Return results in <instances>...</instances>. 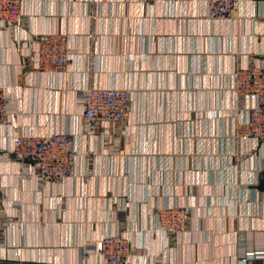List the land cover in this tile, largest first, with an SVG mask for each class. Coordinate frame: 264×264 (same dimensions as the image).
<instances>
[{
  "label": "crops",
  "instance_id": "1",
  "mask_svg": "<svg viewBox=\"0 0 264 264\" xmlns=\"http://www.w3.org/2000/svg\"><path fill=\"white\" fill-rule=\"evenodd\" d=\"M206 2L21 0V22L0 29V206L11 218L0 264H105L82 246L119 227L143 264H235L242 247H264V146L235 140L253 98L232 90L237 65L264 61V0H239L229 20L208 19ZM54 31L69 36L66 69L27 65L34 37ZM89 85L131 92L119 130L82 133ZM18 133L70 135L71 175L36 181L10 155ZM173 206L190 220L169 240L156 212Z\"/></svg>",
  "mask_w": 264,
  "mask_h": 264
},
{
  "label": "built area",
  "instance_id": "2",
  "mask_svg": "<svg viewBox=\"0 0 264 264\" xmlns=\"http://www.w3.org/2000/svg\"><path fill=\"white\" fill-rule=\"evenodd\" d=\"M239 0H207L205 16L212 20L231 19ZM21 0H0V29H7L21 22ZM35 48L27 55V65L39 71L60 72L70 63L69 36L60 31L36 35ZM232 90L242 99L253 98L248 119L237 124L235 140H252L264 146V61L255 60L247 66L237 65L233 72ZM82 95L80 125L83 134L92 135L100 128L117 131L129 117L131 92L120 87L87 86ZM7 97L0 89V125L9 119ZM73 139L66 133L33 135L18 133L12 140L11 157L24 164L27 172L43 183L59 181L72 173ZM0 206V240L11 218ZM158 230L169 240L183 233L190 220L185 206L163 207L156 212ZM121 218V217H119ZM123 227L116 233L103 235L82 246L85 256L98 255L105 264H143V255L133 251L123 234ZM133 256V261H131ZM235 264H264V247H242Z\"/></svg>",
  "mask_w": 264,
  "mask_h": 264
}]
</instances>
